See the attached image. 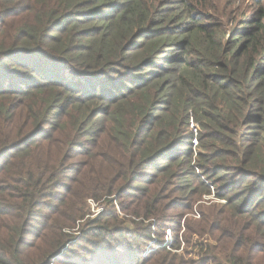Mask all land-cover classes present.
Here are the masks:
<instances>
[{
    "label": "trees",
    "instance_id": "16d2710c",
    "mask_svg": "<svg viewBox=\"0 0 264 264\" xmlns=\"http://www.w3.org/2000/svg\"><path fill=\"white\" fill-rule=\"evenodd\" d=\"M108 198L137 227L86 219ZM123 233L131 264H264V0H0V264Z\"/></svg>",
    "mask_w": 264,
    "mask_h": 264
},
{
    "label": "rangeland",
    "instance_id": "374dc122",
    "mask_svg": "<svg viewBox=\"0 0 264 264\" xmlns=\"http://www.w3.org/2000/svg\"><path fill=\"white\" fill-rule=\"evenodd\" d=\"M192 122H190V128L192 130V132L194 133V138L195 136H198L202 130L200 128H198L196 125L191 124ZM193 125V126H192ZM193 138V139H194ZM196 142H193V151L196 152ZM83 147L84 148H90V149H101L102 154L104 153L103 150V146L98 147H93V144L87 143L84 141L83 143ZM114 152V151H111ZM194 152V153H195ZM98 156V154L96 155ZM101 158H104L103 156H101ZM81 162H85L84 160H79L76 164H79ZM106 164H110L108 161H105ZM85 168V167H83ZM100 168V165L98 163H95V165H93L91 168H89V170H93L94 172H96L98 169ZM198 174V173H197ZM162 176H159V178L163 181ZM149 179H151V177H148ZM110 198L108 199H103L99 202H96L92 199L87 201V205H88V209H89V215L87 216L86 219L88 220H94L95 218L98 217L99 214H104L106 211H109V208H113V205L116 208V212L118 213V215L120 216V219L127 221L128 224L131 225V227H137V225L140 222L139 218H134L130 215H127L123 212H121L120 210V202H124L125 200H120L118 202H116L114 199L113 204L112 205H108V201ZM208 201L210 203H217V204H225L224 201L221 200H217L214 196H204L203 197V201L200 199L196 204H194L193 208H192V212L185 214L184 212H180L177 211L172 213L170 215L171 219H174L173 222H175L173 224V229L174 232H170V230L168 231H157L156 235H152L153 238V244L156 245L158 248H160V244L165 243V244H170V242H172L173 240L171 239V237H174V235L177 236H181L182 233L184 232V229L182 228L184 226L185 223V219H189V220H198L200 217V207L201 205L205 206L207 205ZM166 205V202L164 203ZM181 204H183V202L181 201ZM209 205V204H208ZM211 205V204H210ZM216 205V204H213ZM182 206V205H180ZM184 206V205H183ZM184 213V215H183ZM148 222H144L143 225H146ZM179 226V227H178ZM140 227V226H138ZM178 230L175 233V230ZM126 233V232H125ZM142 234V233H141ZM138 235L135 236V234H133L131 237H127L124 233L120 236H116L114 237V242H112L106 249L105 252L100 253L99 255H94V258H92L91 256H88L86 250L90 249V246L88 244H82L81 250H77L78 248L76 247V250L78 251L79 256L83 257V259L85 260L84 262L86 264H106V262H108V260H112L115 264H131L133 263L132 260L134 258H132L131 256H129L128 251L131 249H127L126 244L128 247H132V245L135 243V241L138 240ZM128 240V241H127ZM127 241V243H126ZM126 243V244H125ZM147 246L153 247V245H151L150 243L147 244ZM154 246V247H156ZM184 246V244H183ZM141 250V248L139 249ZM128 256V257H126ZM92 258V259H91ZM136 258V256H135ZM197 259V258H196ZM90 260H94L91 261Z\"/></svg>",
    "mask_w": 264,
    "mask_h": 264
},
{
    "label": "clouds",
    "instance_id": "9594fccd",
    "mask_svg": "<svg viewBox=\"0 0 264 264\" xmlns=\"http://www.w3.org/2000/svg\"><path fill=\"white\" fill-rule=\"evenodd\" d=\"M194 141L196 142V144H198V142H197V140H196V139H195Z\"/></svg>",
    "mask_w": 264,
    "mask_h": 264
},
{
    "label": "built area",
    "instance_id": "2783aa9c",
    "mask_svg": "<svg viewBox=\"0 0 264 264\" xmlns=\"http://www.w3.org/2000/svg\"><path fill=\"white\" fill-rule=\"evenodd\" d=\"M193 126V125H192Z\"/></svg>",
    "mask_w": 264,
    "mask_h": 264
}]
</instances>
